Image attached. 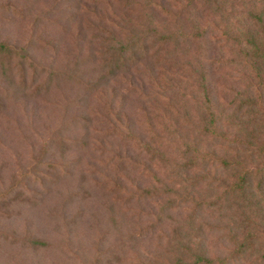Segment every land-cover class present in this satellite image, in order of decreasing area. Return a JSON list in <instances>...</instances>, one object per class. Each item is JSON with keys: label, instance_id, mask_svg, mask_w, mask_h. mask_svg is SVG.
<instances>
[{"label": "rangeland", "instance_id": "obj_1", "mask_svg": "<svg viewBox=\"0 0 264 264\" xmlns=\"http://www.w3.org/2000/svg\"><path fill=\"white\" fill-rule=\"evenodd\" d=\"M245 9L0 0V264H264V241L231 239V177L212 164L255 91Z\"/></svg>", "mask_w": 264, "mask_h": 264}, {"label": "trees", "instance_id": "obj_2", "mask_svg": "<svg viewBox=\"0 0 264 264\" xmlns=\"http://www.w3.org/2000/svg\"><path fill=\"white\" fill-rule=\"evenodd\" d=\"M242 2L246 5L243 38L240 42L242 61L253 69L257 81L252 84L255 91L246 92L235 108V116L239 117L238 129L242 130L244 138L237 134L230 141L228 156H219L212 164L217 163L229 171L231 181L227 184V191L231 194L230 199H233L235 216L239 217L236 225L243 229L240 239L230 229L231 239L238 245L242 243L248 246L264 241V0ZM110 63L116 65L122 60L116 59ZM148 150L157 156L156 148L148 146ZM196 156L188 157L186 169L198 165ZM255 158L261 163H255ZM205 164L206 160H202V166ZM252 228L255 230L252 231ZM186 248L189 250L191 245ZM261 249L264 254V247ZM204 253L203 248L198 246L192 254L193 259H204Z\"/></svg>", "mask_w": 264, "mask_h": 264}]
</instances>
